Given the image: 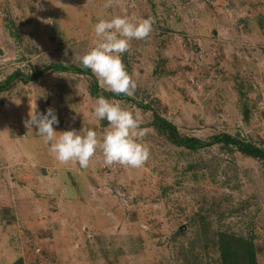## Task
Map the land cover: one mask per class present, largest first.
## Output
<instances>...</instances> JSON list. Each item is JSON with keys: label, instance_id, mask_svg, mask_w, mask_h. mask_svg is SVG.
Here are the masks:
<instances>
[{"label": "rangeland", "instance_id": "1", "mask_svg": "<svg viewBox=\"0 0 264 264\" xmlns=\"http://www.w3.org/2000/svg\"><path fill=\"white\" fill-rule=\"evenodd\" d=\"M117 15L153 21L121 56L130 98L147 108L118 100L139 110L149 158L108 166L97 149L87 168L59 162L26 121L52 107L58 133L102 135L92 79L11 82L0 92V264H221L220 234L248 237L264 264V162L219 143L176 147L153 124L155 113L182 137L264 146V0H0V82L81 66L94 25Z\"/></svg>", "mask_w": 264, "mask_h": 264}, {"label": "clouds", "instance_id": "2", "mask_svg": "<svg viewBox=\"0 0 264 264\" xmlns=\"http://www.w3.org/2000/svg\"><path fill=\"white\" fill-rule=\"evenodd\" d=\"M152 26L151 18L117 15L99 19L94 25L99 41L79 57L81 66L90 69L100 85L116 96L124 94L132 97L137 84L126 70L121 56L129 50L131 40H146ZM91 115L108 122L102 135L92 128L58 133L53 126L58 125L59 120L52 107L44 113L32 112L26 126L34 128L37 135L50 144V152L61 163L76 162L81 168H87L97 149H100L108 166H143L150 150L142 142L145 130L140 127L139 110L133 111L123 107L122 102L101 95L96 98Z\"/></svg>", "mask_w": 264, "mask_h": 264}, {"label": "trees", "instance_id": "3", "mask_svg": "<svg viewBox=\"0 0 264 264\" xmlns=\"http://www.w3.org/2000/svg\"><path fill=\"white\" fill-rule=\"evenodd\" d=\"M57 72H74L78 74L87 75L92 79V83L89 85V94L93 98L104 96L108 99L126 100L135 104L140 108H147L141 103L131 99L124 94L116 96L112 92H105L98 88L94 75L90 73V69H86L82 66L74 67L70 65H63L61 63H55L44 67L40 72L34 73L31 77L23 75V73L15 72L6 78L3 82H0V92L3 91L14 80H24L25 82L34 80L42 74H50ZM247 114V112H244ZM153 124L167 135L168 140L176 147L188 149L190 151H196L207 147L214 143L222 144L225 147H233L241 155L264 162V146L259 147L255 144L242 140L236 136L229 134H219L215 136L211 141L205 142L197 138L182 137L176 131L174 125L160 118L155 113L153 114ZM219 253L221 257V264H256V250L252 241L247 237L234 236L227 234H220L219 236ZM16 264H22L18 261Z\"/></svg>", "mask_w": 264, "mask_h": 264}]
</instances>
